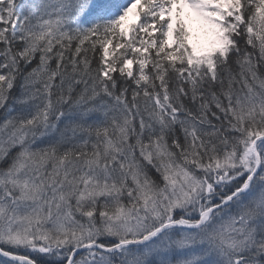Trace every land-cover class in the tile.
Listing matches in <instances>:
<instances>
[{"label": "snow or ice", "instance_id": "obj_1", "mask_svg": "<svg viewBox=\"0 0 264 264\" xmlns=\"http://www.w3.org/2000/svg\"><path fill=\"white\" fill-rule=\"evenodd\" d=\"M0 264H264V0H0Z\"/></svg>", "mask_w": 264, "mask_h": 264}, {"label": "trees", "instance_id": "obj_2", "mask_svg": "<svg viewBox=\"0 0 264 264\" xmlns=\"http://www.w3.org/2000/svg\"><path fill=\"white\" fill-rule=\"evenodd\" d=\"M194 27V26H193Z\"/></svg>", "mask_w": 264, "mask_h": 264}]
</instances>
